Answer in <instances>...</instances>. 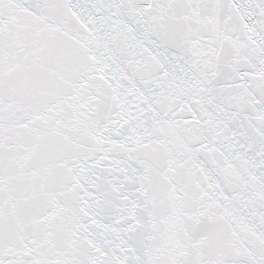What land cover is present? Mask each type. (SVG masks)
<instances>
[{
  "label": "snow or ice",
  "instance_id": "snow-or-ice-1",
  "mask_svg": "<svg viewBox=\"0 0 264 264\" xmlns=\"http://www.w3.org/2000/svg\"><path fill=\"white\" fill-rule=\"evenodd\" d=\"M0 264H264V0H0Z\"/></svg>",
  "mask_w": 264,
  "mask_h": 264
}]
</instances>
